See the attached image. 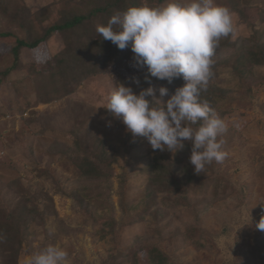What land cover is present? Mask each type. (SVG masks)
Masks as SVG:
<instances>
[{
    "label": "rangeland",
    "instance_id": "1",
    "mask_svg": "<svg viewBox=\"0 0 264 264\" xmlns=\"http://www.w3.org/2000/svg\"><path fill=\"white\" fill-rule=\"evenodd\" d=\"M13 1L21 6L28 17L34 35L41 32V26H48L61 14L84 12L91 4L89 0L83 3L81 0ZM216 2L231 11L233 37L247 36L251 28L262 25L264 0ZM238 6L243 7L242 14L236 11ZM100 23L101 18L96 16L91 22L72 31L52 34L47 41L35 48L22 49L20 59L26 67L13 70L5 80H0V205L16 209L26 200H31L45 213L44 221L37 220L30 225L29 235L22 245L19 264H25L26 257L40 250L46 234L48 245L59 246L67 252L65 264H99L113 244L110 235L101 237L102 224L85 222L72 198L59 189L69 191L81 185L75 169L58 158V154L72 140L66 132L70 127L65 120L66 109L73 113L75 109L82 108L83 112L75 111L74 114L85 119L87 126L104 139L109 152H118V161L113 164L111 195L117 219L120 212L115 192L119 186L121 164L128 156H142L146 152L143 142L145 137L140 136L137 146L129 153L128 147L121 144V132L111 128V122L104 112L108 94L120 82L139 93L142 81L138 73L145 72L147 66L137 64L134 53L122 61H104L101 73L84 80L68 96L47 103H39L35 97L36 84L31 75L46 70L51 61L59 63L70 57L76 39L91 36ZM2 29L16 31L14 25L0 16V30ZM12 45L13 38L0 35V70L12 63V56L7 51ZM256 74L264 75V66L257 67ZM147 76L150 82L145 88L154 86L158 89L164 86L149 73ZM213 82L233 91L219 106L230 110L222 117L227 129L239 132L228 144L227 155L220 167L234 191L225 199L213 202L199 218L197 225L201 236H195L191 240H199L203 247H195L186 238L184 229L175 235L166 234L158 246L170 256L172 264H264V250L263 255L260 251L250 253L247 247L249 234H255L260 239L264 237V231L253 225L254 220L264 215V109H261L262 105L264 108V88L250 102L248 98L238 94L237 86L228 71H221ZM180 86L182 85L176 81L169 83V95ZM167 98L166 96L164 99ZM20 110L25 112L21 115ZM36 116L38 118L35 120ZM86 149L89 152L96 151L93 146H87ZM45 169H49L51 173H47ZM131 180L136 189H141L145 181L143 176L137 175H133ZM164 194L157 195L160 201L157 206L167 212L165 218H160L159 225L165 224L166 218L175 214L181 217L186 215L182 205L171 208L169 203H161ZM152 210L153 207L150 211ZM60 223L70 230H63ZM154 227L153 216L146 213L121 230V242L125 245L136 242L137 238L147 235V231ZM256 244L261 245L259 242ZM137 255V264H149L143 250H139ZM79 260L82 262H78Z\"/></svg>",
    "mask_w": 264,
    "mask_h": 264
},
{
    "label": "trees",
    "instance_id": "2",
    "mask_svg": "<svg viewBox=\"0 0 264 264\" xmlns=\"http://www.w3.org/2000/svg\"><path fill=\"white\" fill-rule=\"evenodd\" d=\"M81 0L80 2H86ZM90 6L84 12H65L48 26H41V32L34 35L28 17L25 16L21 6L13 0H0V16L5 21L16 27V31L0 30V35L13 38V45L7 50L12 56V63L0 70V80H5L13 70L26 67L20 59V52L25 48H35L41 42L47 41L52 34H62L72 31L87 22H91L96 16L101 18L100 24H106L107 20L116 12H122L130 6L138 5L142 0H89ZM152 6H159L164 0H143ZM236 11L242 14L243 7L238 6ZM133 54L131 46L121 50L109 40H105L97 31L89 37L77 40L73 45L72 55L64 61L49 62L46 70L39 71L32 81L36 84L35 97L39 103H47L55 99L72 94L75 89L86 79L98 75L102 71V63L108 59L125 60ZM264 20L262 25L251 28L247 36L237 37L231 33L222 37L219 46L212 57V76L206 90L201 92V98L206 99L215 112L222 118L230 110L221 109L219 104L225 102L231 93V88L215 84L213 82L221 71H228L237 86L238 94L248 98L250 102L264 88V75H257L256 69L264 66ZM29 69V68H28ZM148 71L138 77L141 79V89L150 82ZM147 77V79H146ZM157 79V78H156ZM159 80V79H158ZM165 87L176 81L183 85L182 78L171 82L159 80ZM140 89V90H141ZM32 91V88H31ZM151 99V97H149ZM263 110V105L261 106ZM75 111L83 112L82 108L70 112L65 110V120L69 124L66 132L72 137L70 144L58 158L64 163L70 164L76 171L81 183L77 188L69 191L62 190L64 194L72 198L82 219L91 224L101 223V237L110 235L113 244L106 256L99 264H137L138 251L143 250L149 264H172V259L158 246L159 241L166 235H175L185 230L186 238L192 239L201 236L197 223L207 208L215 201L223 200L234 191L227 178L220 170L222 162L213 161L205 166L202 173L196 174L194 166L190 163L192 144L185 141L184 147L175 153L168 150H153L150 143L144 138L146 152L142 156L125 158L121 164L119 174V186L115 192L118 201L117 206L120 217L116 218V209L111 199L112 177L114 176L113 164L118 161V152H109L103 138L88 127L86 120L75 115ZM22 115L25 111L20 110ZM104 112L111 122V128L121 132V144L128 147V152L137 146L140 136H133L127 130L122 119L114 116L104 107ZM20 115V116H21ZM38 116L34 119L36 120ZM264 126V118H263ZM235 132V133H234ZM239 135L233 129L228 128L220 137L223 139V150L227 153V146ZM93 146L95 152H89L86 147ZM51 173L49 169H45ZM133 175L143 176L145 181L141 189H136L131 180ZM165 193L161 203H166L174 208L182 205L186 215H173L166 218L163 225H159L160 218L166 217V211L161 210L157 204L160 202L157 195ZM194 194V196H192ZM133 195L131 198L130 196ZM153 207V210L150 209ZM146 213L153 216L155 227L147 231V235L137 238L136 242L122 244L120 232L123 228L138 221ZM260 218L254 220L253 225ZM44 221L45 213L36 202L31 200L23 202L16 209L0 205V264H19L22 245L29 235L30 225L34 221ZM63 230H70L62 226ZM158 225V226H156ZM104 227H107L104 229ZM61 229V230H62ZM194 232L199 233L194 234ZM262 235H264L262 233ZM264 239V237H263ZM255 234H249L247 241L250 253L260 251L263 255L264 240ZM191 240V241H192ZM48 235L41 242L40 250L48 245ZM259 242L261 245H257ZM197 248L203 247L199 240L192 241ZM78 262H82L79 260ZM65 264V263H64Z\"/></svg>",
    "mask_w": 264,
    "mask_h": 264
},
{
    "label": "clouds",
    "instance_id": "3",
    "mask_svg": "<svg viewBox=\"0 0 264 264\" xmlns=\"http://www.w3.org/2000/svg\"><path fill=\"white\" fill-rule=\"evenodd\" d=\"M233 30L230 9L216 0H164L159 6L142 0L114 13L106 24L96 26L103 39L121 50L130 45L136 63L147 66L151 77L168 82L182 78L185 83L169 95L165 86L137 93L120 82L108 94L105 108L121 118L134 137H146L153 150L175 153L190 141L189 160L196 174L213 161L222 162L227 153L220 137L227 125L201 92L212 76L220 39ZM255 227L264 231V215ZM67 255L59 246L48 245L26 257L25 264H64Z\"/></svg>",
    "mask_w": 264,
    "mask_h": 264
}]
</instances>
